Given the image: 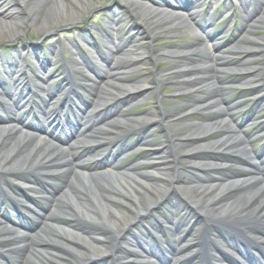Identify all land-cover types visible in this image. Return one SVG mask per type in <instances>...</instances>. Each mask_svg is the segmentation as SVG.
I'll list each match as a JSON object with an SVG mask.
<instances>
[{
  "label": "bare ground",
  "instance_id": "obj_1",
  "mask_svg": "<svg viewBox=\"0 0 264 264\" xmlns=\"http://www.w3.org/2000/svg\"><path fill=\"white\" fill-rule=\"evenodd\" d=\"M114 1L123 5L127 14L139 22V31L147 39L144 51H139L142 49V39H138L137 33L131 32L133 30L117 34L124 21L120 12L104 17L98 28L93 21H86L88 16L92 18L103 8L104 0H0V44L24 39L30 28H35L38 35L47 37L83 22L98 34L96 41L99 43L95 47L96 41L92 36L75 34L49 49L48 55L39 59V67L21 65L22 56L17 53L6 61V76L11 80L9 83L0 80V94L11 95L12 100H16L19 91L22 93V103L15 101L12 106L8 105L7 99L0 95V112H4V116H0V125L10 123L7 121L25 124V117L16 113L23 107L26 108L24 114L28 115L34 106L50 104L59 98L65 83L69 91L60 100L68 110L54 111L46 121L52 123L51 120L64 117L63 125L68 127L69 132L55 134L54 128L50 124L42 125L36 115L33 120H37V123L26 125L34 126V131H43L45 136H51L50 140L59 145L45 140L39 132L21 133L13 126L7 133L0 132V205L15 203L14 198L7 194L10 191V178L17 180L22 174L28 177H21L20 180L36 185L35 193L38 196L28 210L30 216L27 222L17 216H6L7 220L22 227L14 231L0 227V246L3 243L12 246L9 251L0 250V259H7L6 264L13 259L12 262L16 264L20 261L22 264H31L32 261L34 264H92L99 260L105 261V264H118L128 253V247L139 243L138 237L130 235L132 228L167 201L171 209L176 208L178 200L183 202L185 209L198 216L203 230L197 231L193 227L184 234L189 222L178 217L176 210H171L163 217V243L167 246V252L173 251L172 245L184 242L187 251L197 247L193 256L198 257L202 264H207L211 258L209 249H217L224 240L219 232L225 230L220 229L235 224L245 244L252 250L264 253V162L244 146V136L248 137L249 134L244 133L236 123L234 104L226 102L222 64L210 56L202 35L195 31L196 34L181 19H177L180 13L175 12L158 20L159 14L150 9V3L162 0H112L111 3ZM187 1L181 0L180 4ZM240 2L247 18L254 20V23L264 24V0ZM8 3L12 7H8ZM200 27L205 34L210 33L206 22L200 23ZM164 35L174 38L188 36L189 39L178 43L164 39ZM112 37L117 38L123 46L131 47V53L138 51V57L151 49V58L164 56L172 59L173 63L165 70L154 67L149 70L148 73L153 74L149 80L150 86L145 89V76L134 77L131 68H127L129 64L126 65V60L120 58L123 49L119 44L115 43L111 48L107 44ZM244 42L238 41L235 48L249 54L251 51ZM84 43L93 45L103 59L102 66L91 72L95 76L93 80L92 76L89 78L92 83H76L63 77L55 87L42 85L30 89L25 85L18 88V80H12L14 77L19 79L24 74L20 73L23 69L33 74L45 70L51 58L66 50H71L72 57L79 56L85 49ZM260 44L262 41L257 39V45ZM86 50L90 54L91 51ZM92 60L93 55L86 63L91 64ZM245 62L231 57L227 64L237 67ZM11 70L17 71L12 74ZM250 72L243 71L240 79L251 81ZM58 74L60 69L49 71L46 79ZM165 76H170L169 82ZM102 78H105L103 85L99 82ZM170 82L174 83V93L179 96L195 95V98L183 106H180V101L173 102L169 109L164 110L162 102L169 97L164 95L163 89ZM84 93L87 94L81 101L84 109L73 110L70 105L73 98ZM153 93L158 105L155 109L145 110L142 115L138 126L144 130L139 138L143 150L135 160L125 165L111 160L115 151L109 149L102 160L85 164V152L95 143L116 147L119 138L125 139L137 129L128 107L134 99H144ZM43 94L46 96L43 97ZM122 98H127L128 103L116 112L112 107ZM205 100L209 103L204 108L202 104ZM91 105H96L98 109L87 114ZM203 109L207 113L203 114L200 122L190 121L186 124L189 126L187 130L176 132L186 118ZM208 126L215 129L216 135L206 141L204 130ZM155 127L163 133L164 142L155 143L149 139L152 137L148 130ZM73 140L88 143L80 153H75L70 143ZM218 150L219 155L231 163L229 174L216 175L211 158L203 155ZM140 159L145 162H140ZM110 161L115 174L94 171ZM144 164L146 166L143 167ZM3 186L8 188L6 192ZM159 227L158 222L152 225L153 229ZM189 237L196 241L194 246L187 242ZM150 243L153 245L155 240L146 243L148 249L153 247ZM175 264L181 262L175 261Z\"/></svg>",
  "mask_w": 264,
  "mask_h": 264
},
{
  "label": "rangeland",
  "instance_id": "obj_2",
  "mask_svg": "<svg viewBox=\"0 0 264 264\" xmlns=\"http://www.w3.org/2000/svg\"><path fill=\"white\" fill-rule=\"evenodd\" d=\"M112 0H104L103 2V8L99 10L96 14L91 16H88L86 18V21L88 20L93 21V23L97 24L98 28L101 24V21L103 20L104 17L108 16L111 17L112 14H116V12H120L124 18L123 24L121 26V29L119 30V33L123 31H129L133 30L131 32L137 33V38L142 39V49H139V51H144L143 49L147 46L146 42L147 39L145 38L146 35H143L141 31H139V22L135 21L131 16L127 14V11H125V8L123 5L118 4L117 1H114L111 3ZM200 3L204 5V14L203 17H206L207 20L211 23V28L212 30L213 27H216V30L220 31V34L217 37L221 43L227 42L228 38L230 39V35L232 34H237L240 32V37L246 39L244 44H246L248 50L251 52L247 55L243 53L241 50H236L235 44L237 42L232 41L231 43H227L226 46L222 47L219 52L217 53L218 55H221L223 59V63L225 61L229 60V58H233L234 60H246V62L240 66L237 67H232L231 65L228 64H223L222 67L224 68V79H225V84H226V97H227V103L232 102L235 108V120L236 123L240 126V128L248 132L250 134L249 139L246 137V142H244V146L247 148L249 153L252 152H259L263 141H264V136L263 133H258L261 129H264V24L259 22V23H254V20H251L247 18L246 14L243 12L240 4V0H199ZM227 6L228 9H227ZM8 7H12V4H7ZM121 7V9L119 8ZM15 5H13V8ZM226 11V12H225ZM127 16V17H125ZM237 19V21H236ZM235 23L237 26H235ZM184 24L192 31H197V28L193 26V24H187L184 22ZM87 23L83 22L82 24H76L73 28L69 29V27L59 30L56 33L50 35V36H43V35H38L37 31L35 28H30L28 32L26 33V36L24 39H21L15 43H2L0 44V54L3 56L0 60V76L4 72V67H6V61L9 59H12L15 53L19 54L22 56L21 64L23 66H37V60H39L38 57H43L48 54L49 49L54 48L55 46L59 45L60 41H64L65 39H68V37H71L75 34H82L84 36L88 35V32H91L92 38L94 40H98V34L95 32L91 31L87 27ZM191 26V28H190ZM233 27H237L238 29L233 33L232 29ZM214 30V31H216ZM196 33V32H195ZM201 33V32H200ZM133 34V33H132ZM197 34V33H196ZM202 34V33H201ZM239 34V33H238ZM203 35V34H202ZM204 36V35H203ZM164 39H169V40H174L175 42L182 43L185 42L186 40L189 39L188 36H179V37H169L164 35ZM257 39H260L262 41V44L260 46L257 45ZM161 41V39H160ZM156 42H154L155 44ZM149 45V44H148ZM84 54L82 57H75L76 60L71 59V52L69 50L61 52L58 56L55 58H51L50 61L48 62L47 68L56 69L59 68L62 70L65 74V69H70L68 72V75L71 77V79H75V82H88L92 83V81H89V78L92 76V80L95 79V76L89 73V76H85L87 73H83L81 69L78 68L77 63H80V59L83 57H88L90 54L93 53L92 50H90V46L86 45L84 46ZM131 48V47H130ZM135 48V47H134ZM170 48V47H169ZM89 49L91 52L90 54H87V50ZM210 50V49H209ZM261 50H263V54L261 53ZM149 51L151 49L145 50L144 54L141 57H136L134 60H127L125 61L127 68H131V71L133 72L134 77L140 75L141 77L145 76L144 79V85L145 89L150 86L149 80L151 77V74L153 73H148L149 70L153 69H160V70H165L167 69L171 63H173V60L164 56L161 57H153L151 58V55L149 56ZM227 51V52H225ZM234 51L233 54H229L228 52ZM138 52V51H136ZM95 53V51H94ZM214 57L216 55L210 54ZM217 59V57H216ZM99 59L96 57V59L93 60L92 62V68L98 69L101 64L98 61ZM158 60V61H157ZM137 61L136 64H133V62ZM156 61V65L154 64ZM220 61V60H219ZM82 62V60H81ZM50 63V64H49ZM51 66V67H50ZM247 68V69H243ZM250 70V74L252 76V80L249 82L240 80V73H243V71ZM169 71H167L168 73ZM28 76L24 77L21 81H19L21 84H24L25 82L29 81L30 86L34 85H41L45 84L47 86H53L59 83L58 81L61 79V76L55 77L54 79L51 80H45L41 81L39 79H36L33 74L27 72ZM84 74V75H83ZM86 77V78H85ZM167 82H169L170 76H165L164 77ZM8 80V79H7ZM101 85L104 84L105 78H102V80L99 81ZM174 88V83L170 82L167 87L163 89L164 95L168 96L169 99L165 100L162 102V107L165 109H169L173 102L180 101L181 104L180 106L186 105L188 101L193 100L195 98V95L192 96H179V94L174 93L173 91ZM68 86L64 88L62 93L67 92ZM62 96V95H61ZM173 96V97H172ZM87 97V94L84 93L82 94L81 98L85 99ZM171 97V98H170ZM128 103L127 98H122L119 99L114 106L112 107L113 110L116 112L119 109H123L126 107ZM208 101H204L202 104V107H206L208 105ZM71 108L74 110H78L82 108L81 105V100H78V98H73L72 102L70 103ZM89 105V104H88ZM157 101L155 99V94H150L146 96L144 99L142 98H136L134 99L130 106L128 107L129 111L128 113H131V118L134 119L135 125H140L142 121V115H144L145 110L147 109H155L157 107ZM59 102L55 99L47 108V110H51V112L59 109ZM62 108H64L62 106ZM96 108V105H91L89 108V112L94 110ZM83 109V108H82ZM37 111L36 113L39 114V109L35 108ZM254 111V112H252ZM252 112V113H251ZM22 113V112H20ZM181 113V115H183ZM206 110H201L198 113L192 114L191 118H186L181 124L176 129V132H181L185 131L189 128L186 124H188L190 121H196L200 122L203 114H206ZM2 114V113H1ZM32 116L27 117V121L31 118ZM136 118V119H135ZM228 118H225L227 120ZM246 119V120H244ZM245 121L243 124H241L242 121ZM233 126H236L233 122H231ZM209 128H206L204 130V135L207 136L206 141L212 140L216 134H215V129L211 128V126H208ZM143 130V129H141ZM148 130V129H147ZM27 131V130H26ZM138 132H134L131 136L128 137L129 144L131 142H134L133 148L134 149L132 152H140L142 150V147L139 144V138L142 136ZM191 132V131H190ZM62 133H68V129L64 127ZM148 134L150 135L149 138L151 141H154L155 143H162L165 141V137L163 133L160 132L158 128H151L150 131L148 130ZM46 138V137H45ZM48 138V137H47ZM46 138V139H47ZM133 138V139H131ZM72 144L75 145V151L77 153L81 152V148L79 147L80 145L86 144V141H81V143L76 144L75 141L71 142ZM169 146V143H166ZM106 147L102 146H97L92 147L88 150L86 155L89 153L92 155L89 159L85 160V163H89L93 160H95L96 156L93 154V152L100 150L104 151ZM103 153V154H104ZM88 154V155H89ZM102 154V155H103ZM134 154V153H132ZM100 155V157L102 156ZM205 156H211L212 154L209 152L204 153ZM135 157L131 158L129 161H124L123 163H130ZM84 159V158H83ZM144 162V160H141ZM213 165L216 168V175H223V174H228L229 169H220V165L212 159ZM146 166V164L143 165V167ZM148 169V168H144ZM110 168L102 170L103 173L110 172ZM14 178H10V181ZM11 184V183H10ZM19 186H23L20 182L17 180V183ZM12 185V184H11ZM3 190L6 191L5 187H3ZM16 192V191H15ZM12 193V192H11ZM14 195V193H12ZM179 209L178 213L181 215L183 218H189L190 214L192 213L191 211L184 210L182 208L183 202L179 201ZM171 210V207L168 204L163 205L161 208L158 209V211H155L153 215L159 216H164L168 214V212ZM28 215V213H27ZM147 223V222H146ZM191 226L199 229L200 225L197 222V218H193L191 220ZM234 224H230L232 226ZM138 228H140L145 234L147 233L145 230L142 229V224H138ZM3 249H10L11 246H3ZM34 264L35 262L32 261L31 264ZM104 262H97L95 264H103ZM0 264H6L4 261L0 259ZM10 264H16L10 263ZM38 264V263H37Z\"/></svg>",
  "mask_w": 264,
  "mask_h": 264
}]
</instances>
